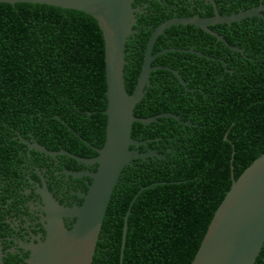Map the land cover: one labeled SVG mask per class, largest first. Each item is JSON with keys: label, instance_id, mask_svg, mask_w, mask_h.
<instances>
[{"label": "trees", "instance_id": "obj_1", "mask_svg": "<svg viewBox=\"0 0 264 264\" xmlns=\"http://www.w3.org/2000/svg\"><path fill=\"white\" fill-rule=\"evenodd\" d=\"M144 1V11L136 13L134 27L139 31L126 48L129 93L137 83L153 29L172 16L163 0ZM164 34L155 50L179 47L159 45ZM252 38L241 44L244 54L229 49L226 55L213 53L219 56L216 60L200 58L204 69L191 66V55L177 50L160 57L169 55L170 62L159 63L178 69L185 80L197 79L191 85L197 92L186 94L172 71L156 69L135 115L173 112L191 124L172 117L149 124L134 122L133 138L159 137L170 150L165 157L138 159L123 169L93 264H120L128 210L123 264L192 263L231 187L232 172L238 178L264 152V52H251ZM105 91V46L96 19L53 5L0 2V154L22 127L41 132L57 131L59 126L67 131V125L75 129L101 125L105 135ZM255 264H264V245Z\"/></svg>", "mask_w": 264, "mask_h": 264}, {"label": "water", "instance_id": "obj_2", "mask_svg": "<svg viewBox=\"0 0 264 264\" xmlns=\"http://www.w3.org/2000/svg\"><path fill=\"white\" fill-rule=\"evenodd\" d=\"M0 2L38 3L79 10L96 19L102 31L105 46L107 124L104 145L99 150L98 156L92 160L99 164L98 170L92 174L93 182L82 206L69 209L49 201L47 237L44 241L40 240L27 246L32 251L27 264H93L106 210L123 169L127 165H132L135 159L160 156L154 150L140 152L135 149L147 142L132 137L134 122L149 124L160 117H172L182 124H191L172 112H163L150 117L135 115L137 104L146 93V86L151 85L153 70L163 68L172 71L180 83L187 86V82L178 70L152 66L155 57L161 53L186 51L170 48L153 54L158 37L172 26L192 24L206 29L223 40L217 33L211 31L208 25L239 21L258 14L259 9L262 8L222 15L217 9L215 0H211L215 10L210 18L193 16L165 20L154 28L147 41L137 83L132 93H129L125 83L126 48L128 39L135 34L134 26L138 20L136 13L141 11V8L134 6L135 0H0ZM231 48L239 50L233 46ZM32 147L50 153L40 145L36 144ZM143 189L145 187L134 196L132 202ZM129 214L130 210L124 217L120 264H123ZM66 215L77 217L70 229L63 221ZM263 245L264 152L255 158L238 178L232 172L231 187L216 209L191 264H255ZM0 264H5L1 238Z\"/></svg>", "mask_w": 264, "mask_h": 264}, {"label": "flooded vegetation", "instance_id": "obj_3", "mask_svg": "<svg viewBox=\"0 0 264 264\" xmlns=\"http://www.w3.org/2000/svg\"><path fill=\"white\" fill-rule=\"evenodd\" d=\"M215 2L222 15L237 14L257 7L262 9H259L258 14L239 21L208 25L211 31L217 33L224 41L206 29L192 24L172 26L168 28V33L164 34L165 37L159 45L172 43L179 47L170 46L155 50L154 46L153 54L170 48L184 49L186 51L179 52L191 55L189 64L196 69H204L200 58L219 59V56H214L213 53L221 52L226 55V51L230 49L234 53L244 54L246 48L241 44L246 37L251 40L255 37L254 43L251 44L252 53L258 49L264 52L262 40L264 39V0H215ZM134 3V6L141 8V11L137 13L143 12L147 5L144 0H135ZM162 5L172 13V16L165 20L193 16L210 18L215 10L211 0H163ZM180 10L184 14L179 15ZM134 29L133 39L139 31L135 27ZM259 38H262V41ZM232 46L239 50L232 49ZM166 53L169 54L165 52L157 55L152 66L175 69L167 64L159 63L170 62L169 55L168 59L160 58ZM236 58H239L237 54L234 60ZM155 70L151 73V80ZM185 81L187 82V86L183 85L186 89L185 93H192L195 96L197 88L194 85L197 84V79ZM193 82L194 85L191 86ZM86 112L88 116L91 115V111ZM100 127L101 125L85 124L84 127L75 129L67 125V131H63L59 126L57 131L41 130V132L22 127L16 129L10 139L5 142L0 154V238L5 264H27L32 253L27 246L46 239L49 201L69 209L83 205L85 195L93 182L92 174L98 170L99 166L92 160L98 156L106 139V132L104 135ZM137 140L147 143L135 149L140 152L154 150L160 155L152 158L165 157V151L170 150L159 137H140ZM36 144L50 153L32 147ZM76 220L77 217L74 215L63 217L69 229L73 227Z\"/></svg>", "mask_w": 264, "mask_h": 264}]
</instances>
